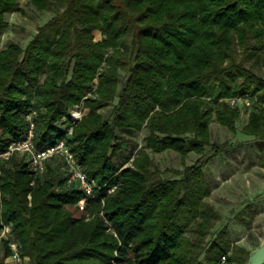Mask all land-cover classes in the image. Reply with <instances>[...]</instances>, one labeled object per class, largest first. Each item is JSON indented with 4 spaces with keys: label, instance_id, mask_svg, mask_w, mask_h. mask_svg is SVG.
I'll list each match as a JSON object with an SVG mask.
<instances>
[{
    "label": "trees",
    "instance_id": "1",
    "mask_svg": "<svg viewBox=\"0 0 264 264\" xmlns=\"http://www.w3.org/2000/svg\"><path fill=\"white\" fill-rule=\"evenodd\" d=\"M28 2L53 16L25 47H2L19 0H0V151L25 138L33 114L35 145L64 139L97 184L79 211L84 192L57 160L40 176L26 157L1 164L0 229L12 226L28 264H219L231 250L227 262L246 261L250 251L232 247L225 229L207 242L221 216L206 201L205 168L220 152L211 123L237 132L241 111L229 98H252L241 132L264 146V76L254 71L264 61V0ZM207 148L215 152L203 158ZM167 151L183 170L156 165L151 153ZM192 153L200 158L187 165ZM9 255L5 241L0 264Z\"/></svg>",
    "mask_w": 264,
    "mask_h": 264
},
{
    "label": "rangeland",
    "instance_id": "2",
    "mask_svg": "<svg viewBox=\"0 0 264 264\" xmlns=\"http://www.w3.org/2000/svg\"><path fill=\"white\" fill-rule=\"evenodd\" d=\"M52 16L51 13L38 11L29 4L28 0H19V10L6 16L8 27L2 36L1 46L5 47L12 42L25 47L34 37L39 26ZM95 37L96 40L102 38L99 32L95 33ZM254 71L264 76V61H259ZM111 108L108 106L101 110L105 117L110 116ZM239 108L241 115L236 123V133L230 132L217 122H212L210 125L211 141L220 152L205 168L208 182L212 187V193L206 201L220 214L221 220L215 224L211 235L207 237V242L213 241L218 233L225 229L232 247L239 246L244 251L251 252L264 242V146L261 147L263 145L261 141L241 132L248 122L252 105ZM143 137L144 132L135 135L139 146L143 145ZM214 152V149L207 148L203 158ZM151 156L161 170L184 168L181 156L176 152L151 153ZM199 158L192 153L188 156L186 164L192 165ZM51 164L58 173H61L59 160ZM166 177L173 178V175ZM223 255L226 257L225 260ZM223 255L219 264H246L250 254L246 261L243 257L242 260L235 258L230 262L226 259L235 256L232 250ZM203 258L204 254L201 260Z\"/></svg>",
    "mask_w": 264,
    "mask_h": 264
},
{
    "label": "built area",
    "instance_id": "3",
    "mask_svg": "<svg viewBox=\"0 0 264 264\" xmlns=\"http://www.w3.org/2000/svg\"><path fill=\"white\" fill-rule=\"evenodd\" d=\"M232 107H250L252 98L249 96H238L226 100ZM70 122L76 125L82 118V111L77 108L68 116ZM29 124L23 140L12 142L4 151H0V174L1 164L10 159L13 155L26 157L29 170L35 175H43L47 170V163L59 160L61 164V174L67 178L69 185L76 184L84 195L78 201L79 211H84L90 198L96 196V182L89 178L82 170L78 160L72 153L70 147L64 139L57 140L55 143L46 147H37L34 143L35 122L33 114L28 118ZM115 188L109 190L112 193ZM12 226L3 225L0 229V245L8 241L10 250L8 264H28L27 258L22 256L21 245L18 241L11 239ZM223 255V260H225Z\"/></svg>",
    "mask_w": 264,
    "mask_h": 264
},
{
    "label": "water",
    "instance_id": "4",
    "mask_svg": "<svg viewBox=\"0 0 264 264\" xmlns=\"http://www.w3.org/2000/svg\"><path fill=\"white\" fill-rule=\"evenodd\" d=\"M246 264H264V242L250 252L249 259Z\"/></svg>",
    "mask_w": 264,
    "mask_h": 264
}]
</instances>
